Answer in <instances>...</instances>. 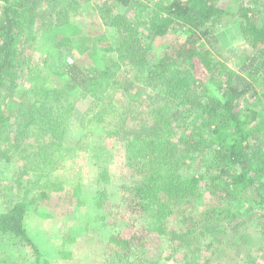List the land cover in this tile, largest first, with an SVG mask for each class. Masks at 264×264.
<instances>
[{
  "label": "trees",
  "instance_id": "trees-1",
  "mask_svg": "<svg viewBox=\"0 0 264 264\" xmlns=\"http://www.w3.org/2000/svg\"><path fill=\"white\" fill-rule=\"evenodd\" d=\"M154 1L149 8L140 0H0V264H18L23 256L53 264L51 254L59 264L73 256L82 231L64 229L50 255L33 231L51 233L48 209L65 199L69 184L52 168L64 161L79 96L92 99L83 120L116 128L144 112L141 97L150 103L149 118L126 138L133 180L122 186L125 227L101 216L106 190L93 198L101 211L94 227L110 228L98 242L112 246L104 264H164L148 253L161 236L197 245L195 259L211 248L219 262L244 256L246 240L264 239V0ZM89 2L113 35L88 32L79 9ZM227 25L246 43L235 67L210 48L216 30ZM33 51L42 62L30 61ZM24 76L30 84L21 88ZM16 155L31 177L24 173L6 187ZM97 167L98 182L109 183L106 164ZM208 195L214 206L199 212ZM84 219L82 230L91 214ZM216 243L230 250L219 252ZM234 243L242 245L235 250Z\"/></svg>",
  "mask_w": 264,
  "mask_h": 264
},
{
  "label": "rangeland",
  "instance_id": "rangeland-1",
  "mask_svg": "<svg viewBox=\"0 0 264 264\" xmlns=\"http://www.w3.org/2000/svg\"><path fill=\"white\" fill-rule=\"evenodd\" d=\"M112 1L113 0H108V2ZM140 2L143 5H148L149 8L155 4L154 0H140ZM95 3L89 2L87 6H85L86 4L80 6L79 17H81V19L84 18V23L90 24V27L87 26L89 27L88 32L95 33L97 38L100 36L102 38L109 37L113 35V31L110 32L108 28L103 26L97 16L98 14L95 10ZM129 14L132 15V11H130ZM233 31L235 32L233 25L220 27L216 30L217 38L215 45L209 46L216 55V58L226 62L232 67H235V62H237L236 60L238 56L242 57L241 54L243 50L246 49V43L241 40V38H235V33ZM28 53L30 54V52ZM43 58V54L36 51H33L30 55V61L33 63L42 62ZM20 83L21 85L19 86H21V88H23L25 84L27 86L30 84L26 76H24V78L22 77V81ZM120 93L121 91H116L113 98L115 100L120 99ZM90 98L91 97L89 96L78 97L76 109L73 112V119L69 122L64 139L65 147L68 148L67 151L64 152V161H60L57 166L52 168L53 176H57L67 185L69 184L65 190V195L62 196L65 199H63V201L56 202L52 206V208L55 207L54 210L47 208L50 210L49 212H54V216L52 217L54 227L53 231L48 233V235L45 232V228L37 226L33 231L34 237L36 238L35 242L40 245L41 249L46 250L49 255L50 253H54L56 250V243L59 241L58 238L62 237L64 229L75 232L82 231L78 236V241L71 245V249L73 251L72 258L64 261L59 260V264H73L74 261L91 263L93 259L97 261V264H104L102 261L105 260L107 256L112 254V246L108 248L105 243L102 245L98 244V242H103V240H105L104 235L109 234L110 228L106 225L101 226L100 228L102 229L100 230L94 227L100 224L99 216L101 215V211L99 212L98 207L94 205L93 198L95 196L97 197L96 193L98 189L106 190V198L104 199L103 205L104 214L101 216L105 218L104 220L107 225L112 224V222L116 220L115 222L117 226L120 228L125 227V220L120 218L122 211H124L123 208L125 203L122 198L124 195L122 186L132 184L133 180L132 170L127 165L125 151V144L127 141L126 138L128 136L131 140L134 135L133 133L131 134L130 131H134L140 127L142 118H149L147 106H149L150 103H145L146 98L143 96L139 99V101L143 102L140 107V111L144 112L140 115L138 114V116L127 117L125 119L126 123L120 120L118 128L113 126L114 122H111L110 125L107 124V122L104 123L100 121H92L88 123V119L84 118L83 120V114L88 109L92 101ZM126 103L129 104L128 101H126ZM130 140L127 142H130ZM14 159V163L8 168L10 169L9 172L4 174L5 179L3 184L6 187H8L11 182L15 185L16 181L14 180H18V178L23 176L22 174L24 173L27 174V178L28 175H31V173L23 166L22 161L19 160L18 155H16ZM98 162L105 163L108 167L109 183L98 182ZM76 193L82 195V204H78V196ZM66 197L69 198V200H67ZM208 206H214V202L213 200H210L209 195L206 196L204 202L198 205V211L202 212L203 210H206L207 208L205 207ZM91 208L92 213H88L91 211ZM87 214H91L92 220L89 222L88 226H86L87 228L85 230L83 229V231L82 228L87 225L84 219ZM38 216L34 217V222L39 221L41 217ZM200 222L202 224L206 223L204 219L200 220ZM253 224H250V227L255 229ZM93 227L94 229H92ZM151 242L152 246L148 249L149 256H151V258L161 260L164 264H174L178 262H182L183 264H205V262L206 264H264V239L259 242L256 241V243L253 240H248V242L246 240L242 243L243 245L241 244V248L246 249L247 251V253L246 251L244 252V256L236 259V253H233L227 255L228 257L225 256L220 262L216 256L212 255L214 254V250L211 248H207L208 250L204 251V256L200 253L203 256L202 259H195L198 251L194 249L199 248L197 245L191 244L188 248H185L181 246L180 242L175 243V241L169 240L168 236H161L156 240H151ZM216 245H219V252H222L223 250H230L228 249L229 247L224 245L221 246L222 244L216 243ZM241 245L238 243L233 244L235 250H237ZM174 246H177L176 250H174ZM105 248L107 251L104 253ZM7 250L10 255L15 253V247H13V245L9 246ZM215 251H217V249H215ZM23 257L19 260L18 264H33V258L30 259L29 257ZM54 258V254H51V262H53V264H57Z\"/></svg>",
  "mask_w": 264,
  "mask_h": 264
}]
</instances>
